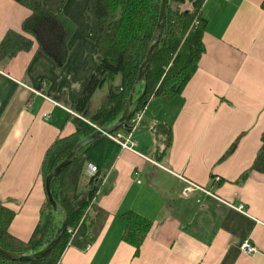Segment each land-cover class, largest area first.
<instances>
[{
  "label": "crops",
  "instance_id": "0c3cea01",
  "mask_svg": "<svg viewBox=\"0 0 264 264\" xmlns=\"http://www.w3.org/2000/svg\"><path fill=\"white\" fill-rule=\"evenodd\" d=\"M41 1L74 26L65 64L58 67L37 43L0 62V202L15 213L9 232L22 242L32 238L47 201L46 153L76 133L75 107L97 67L90 0ZM263 1H204L198 70L180 95L153 99L139 126L123 133L135 146L120 147L99 190L105 226L93 245L69 247L58 264H264V173L252 168L264 132ZM30 16L17 0H0V44ZM159 125L172 128L164 155L153 133ZM177 176L211 195L184 199ZM129 211L153 222L137 257L122 240L120 217ZM244 242L257 252L244 254Z\"/></svg>",
  "mask_w": 264,
  "mask_h": 264
},
{
  "label": "trees",
  "instance_id": "16d2710c",
  "mask_svg": "<svg viewBox=\"0 0 264 264\" xmlns=\"http://www.w3.org/2000/svg\"><path fill=\"white\" fill-rule=\"evenodd\" d=\"M204 1L168 0L160 41L145 72V83L136 88L135 99L143 94L144 86L146 93L137 104L133 117L125 123L127 128L122 127L110 134L131 133L134 117L153 99L168 100L183 92L205 52L203 34L207 22L201 13ZM17 2L28 8L31 16L24 21L21 32L6 34L0 44V62L30 51L37 43L46 56L62 67L69 55L74 26L62 14L51 13L41 0ZM161 3L162 0H90L92 26L89 37L97 50V67L75 107L80 117L73 119L76 133L58 139L46 153L41 170L44 183L79 142L97 132L94 127H112L122 117L152 44ZM153 133L157 141L163 142L161 155H164L172 143V128L159 125ZM261 139L262 147L252 168L264 173V132ZM236 145L237 141L228 153ZM120 151V146L104 134L87 142L51 185L54 200L68 216L67 228L57 245L45 257L31 261H14L0 255V264H58L69 247L83 251L93 245L108 217L96 203V198ZM89 165L96 168L90 176L85 174ZM247 175L244 174L240 181H244ZM46 200L41 221L29 242H22L10 234L15 213L0 202V248L29 256L44 249L54 239L62 218L53 211L48 198ZM120 218L125 223L122 240L135 248L137 257L153 222L133 211Z\"/></svg>",
  "mask_w": 264,
  "mask_h": 264
},
{
  "label": "water",
  "instance_id": "95a60500",
  "mask_svg": "<svg viewBox=\"0 0 264 264\" xmlns=\"http://www.w3.org/2000/svg\"><path fill=\"white\" fill-rule=\"evenodd\" d=\"M167 5H168V0H162L161 8H160L159 21H158V24H157V27H156V30L154 33L152 44H151L150 49L148 51L146 60L144 61V63L140 67L137 83L133 88V91L130 95L128 104L126 105V109L123 112L122 117L119 119V121L114 126L98 130L93 135H91L88 138H86L85 140L79 142L77 144V146L74 148V150L68 155V157L63 162H61L46 178L45 191H46V195L48 198V202H49L50 206L52 207L53 211L56 212L62 218V224L59 227V229L57 230V233H56L54 239L44 249L38 251L35 254L29 255V256H24L22 254L7 252V251L3 250L2 248H0V255L1 256L5 257L9 260H14V261H31L34 259H39V258H42V257H45L46 255H48L52 251V249L57 245L59 240L61 239L62 233L67 228L68 216H67L66 212L62 208H60V206L54 200V197H53L52 192H51L52 182L61 173L62 170H64L66 167H68L72 163V161L75 159L77 154L81 151L82 147L87 142L95 140V139L101 137L103 134L112 133V132H114V131L122 128V127L127 128L125 123L133 117V115L136 112L137 104L141 101L142 97L146 93V86H144L143 94L138 99H135L136 88H137V86L145 83V72H146L147 68L150 66L152 59L154 57L155 50L159 44L160 37L162 34V30H163L165 22H166Z\"/></svg>",
  "mask_w": 264,
  "mask_h": 264
},
{
  "label": "built area",
  "instance_id": "2783aa9c",
  "mask_svg": "<svg viewBox=\"0 0 264 264\" xmlns=\"http://www.w3.org/2000/svg\"><path fill=\"white\" fill-rule=\"evenodd\" d=\"M227 1H230V0H227ZM36 94L44 97V95L41 94V92H36ZM46 117H48V116H46ZM141 118H142L141 112L136 114V116L134 117V120H133V124H135L133 129L139 126L138 124H140ZM94 128L97 131L101 130V129H98L96 127H94ZM104 135L108 136V138H110L111 140L116 142L123 150H134L135 144L132 143L129 138H125L123 133L116 132L115 134L108 133V134H104ZM91 172L94 174L96 172V168L92 167ZM177 177L184 184V189L182 192V196L184 199L190 198L192 196V194L196 193V192H202V193H206L208 195H211V193L208 192L204 187L192 182L191 180L185 178L184 176H177ZM219 180H220L219 178H216V181H219ZM138 183H140V182H138ZM237 210H239L242 213H246V208L243 205H240L239 207H237ZM241 251L244 254L249 255V256L254 255L257 252L256 248L252 244H250L249 242H244L242 244Z\"/></svg>",
  "mask_w": 264,
  "mask_h": 264
},
{
  "label": "rangeland",
  "instance_id": "374dc122",
  "mask_svg": "<svg viewBox=\"0 0 264 264\" xmlns=\"http://www.w3.org/2000/svg\"><path fill=\"white\" fill-rule=\"evenodd\" d=\"M143 130H145V129H143Z\"/></svg>",
  "mask_w": 264,
  "mask_h": 264
}]
</instances>
